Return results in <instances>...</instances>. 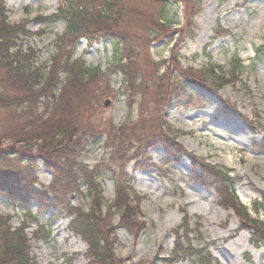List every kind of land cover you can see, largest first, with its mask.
<instances>
[{
	"label": "rangeland",
	"instance_id": "1",
	"mask_svg": "<svg viewBox=\"0 0 264 264\" xmlns=\"http://www.w3.org/2000/svg\"><path fill=\"white\" fill-rule=\"evenodd\" d=\"M4 2L8 22L24 24L30 31L31 35L21 39L18 45L22 51L31 50L35 66L48 68L55 56L71 55V59L79 58L86 67L97 68L105 76L104 81L102 77L92 80L91 83L96 82L95 88L101 86L99 83L110 81V93L100 100L98 108L91 111L90 123L104 131L108 125L127 123L132 127L137 122V103L129 112L126 97L122 95V77L118 72H110L111 44L101 40L95 32L72 41L64 35L63 20H44L55 15L64 0ZM100 2L84 0L83 3H88L89 14L93 15L99 10ZM168 5L172 12H176L175 20H188L192 29L180 33L181 26H177L169 30V37L156 35L147 40L150 56L160 66L170 59L173 48L180 57L178 68L171 69L169 63V68L163 67L159 75L167 72L173 84L180 67L199 71L214 65L224 74L230 71L232 62H240L242 69L228 80L227 85L214 87L217 94L188 85V90L203 102L195 99L192 106H181L175 102L163 104L161 122L174 132L184 155L172 158L160 146L147 148L138 145L140 156L133 162H127L125 171L133 179L134 192L141 197L142 216L137 222L143 229L132 235L118 225L119 218L115 217V256L120 264H162L166 259H175L173 264H189L174 256L176 236L173 231L186 215L188 234L180 236L181 241L197 247L206 246L218 264H264V245L254 249L248 244V230H240V221L234 212L221 206L222 196L217 194L218 188L202 186L194 174L200 172V162L223 172L230 171L235 195L248 209L252 201L264 193V148L257 147L264 144V61L253 58V47L264 45V0H170ZM155 11H159L156 0H124L118 7V14L126 23L130 14L147 20L146 16L154 15ZM136 21L141 25L131 31L139 37L137 45L141 47L145 41L140 35L143 33L145 38L152 28L144 29L139 17ZM218 29L230 34H214ZM151 71L149 68L139 77L146 79ZM104 101L110 102L108 108L103 107ZM223 101L228 103L230 110L224 108ZM246 120L255 128L252 129ZM102 134L101 141L90 142L82 155L83 162L90 169L100 164H116L110 163L113 148L105 133ZM135 134L141 135L142 132ZM6 146L4 143L3 147ZM130 147L125 144L122 162H126L125 151L129 152L128 157L136 153V150H129ZM37 167L34 188L38 190L40 186L47 187L51 183V176L41 163L38 162ZM7 168L17 172L23 166L10 164ZM96 189L102 192L103 203L110 206L115 199L111 178L108 175L98 178ZM69 200L73 206L87 211L89 200L86 197L71 195ZM30 206L37 224L26 225L25 234L33 262L89 263L84 256L87 246L69 231V219L52 221L51 212L38 213L36 201ZM249 215L255 217L251 212ZM0 216H8L14 229L24 221V212L12 209L3 197H0ZM257 218L264 223V213H259ZM196 226L201 227L197 230ZM178 244L181 245L180 242Z\"/></svg>",
	"mask_w": 264,
	"mask_h": 264
},
{
	"label": "trees",
	"instance_id": "2",
	"mask_svg": "<svg viewBox=\"0 0 264 264\" xmlns=\"http://www.w3.org/2000/svg\"><path fill=\"white\" fill-rule=\"evenodd\" d=\"M123 1L101 0L99 10L91 15L84 0H64L55 15L44 19L63 20L64 35L72 41L95 32L101 40L111 44L110 72L121 75V90L128 111L131 112L137 103L139 118L132 127L127 123L108 125L103 131L90 123V113L110 93V81L99 83L101 86L95 88L96 82L91 83L92 80L102 77L104 81L105 76L97 68L86 67L83 60L71 59V55L55 56L48 68L35 66L31 50L22 51L18 45L21 39L31 35L30 31L24 24L8 22L5 2L0 0V197L5 198L12 209L24 212V221L15 229L8 216H0V264H36L30 257L29 240L25 234L26 225L37 224L36 216L31 212L33 201L38 203L39 214L51 212L52 221L70 220L69 231L87 246L84 256L88 264H120L114 252L116 226L113 219L118 217V225L132 235L143 229L137 222L142 216L141 197L133 190V179L125 171L126 163L139 158L138 145L147 148L160 146L172 158L184 155L174 132L161 122L163 104L175 102L192 106L195 99L203 102L188 90V85L217 94L214 87L227 85L228 80L242 69L240 62H232L230 71L224 74L214 65L199 71L180 67L179 76L171 84L167 72L159 75V71L163 67L169 68V63L171 69L179 67L180 57L176 49L173 48L170 59L160 66L151 58L147 40L156 35L169 37V30L177 26H181L180 33H183L192 29L191 22L175 20L176 12H172L168 5L170 0H156L159 11L154 15L146 16V20L143 16L130 14L126 23L118 14ZM137 17L142 20L144 29L152 28L145 38L143 33L140 35L145 41L141 47L137 45L139 37L131 31L141 25L136 21ZM214 34L230 33L218 29ZM253 53L254 60L264 61V45L253 47ZM140 63L146 64L147 68ZM149 68L152 71L146 79L139 77ZM223 102L224 108L230 110L228 103ZM246 122L255 128L253 123ZM137 131L142 134H135ZM102 133L113 148L110 163L116 164H100L90 169L83 162L82 155L90 142L101 141ZM4 143H7L6 147H3ZM126 143L131 146L129 150H136V153L128 157L129 152L125 151L126 162H122ZM257 147L262 149L264 144ZM38 162L50 172L51 183L37 190L34 187ZM10 164L23 168L17 172L6 169ZM199 169V173H194L197 183L218 188L216 192L222 196L221 206L234 212L240 221V230H248V244L254 249L263 246L264 223L257 216L264 213V193L252 201L248 209L235 195L230 171L223 172L203 162H200ZM106 175L114 186L115 199L110 206L103 203L102 192L96 189L98 178ZM71 195L86 197L89 200L87 211L73 206L69 200ZM187 228L188 217L184 215L180 226L173 231L176 236L174 256L189 264H218L206 246L197 247L180 240V236L188 234ZM174 261L166 259L162 264H173Z\"/></svg>",
	"mask_w": 264,
	"mask_h": 264
},
{
	"label": "water",
	"instance_id": "3",
	"mask_svg": "<svg viewBox=\"0 0 264 264\" xmlns=\"http://www.w3.org/2000/svg\"><path fill=\"white\" fill-rule=\"evenodd\" d=\"M109 105H110V102H109V101H105L104 104H103V106H104L105 108L109 107Z\"/></svg>",
	"mask_w": 264,
	"mask_h": 264
}]
</instances>
